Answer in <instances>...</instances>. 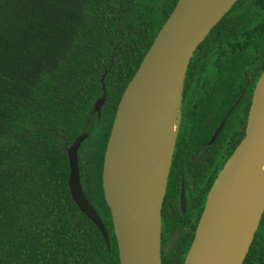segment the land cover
<instances>
[{
    "label": "trees",
    "instance_id": "trees-1",
    "mask_svg": "<svg viewBox=\"0 0 264 264\" xmlns=\"http://www.w3.org/2000/svg\"><path fill=\"white\" fill-rule=\"evenodd\" d=\"M176 1L0 0V264H120L103 153L120 96ZM235 7L211 32L231 24L263 46L264 0ZM83 131L102 138L85 139L78 165L109 248L68 188L66 148ZM175 245L170 264H183L186 247ZM242 264H264V210Z\"/></svg>",
    "mask_w": 264,
    "mask_h": 264
},
{
    "label": "water",
    "instance_id": "water-1",
    "mask_svg": "<svg viewBox=\"0 0 264 264\" xmlns=\"http://www.w3.org/2000/svg\"><path fill=\"white\" fill-rule=\"evenodd\" d=\"M236 1L177 0L123 90L102 168V188L120 264H162L161 207L177 128L166 171L151 197L144 185L146 164L156 133L169 119L176 85L180 87L174 108L178 124L183 79L193 51ZM104 97L105 92L94 104L98 115ZM87 135L80 133L66 148L68 188L73 202L94 223L109 248L107 229L80 180L78 148ZM263 166L264 70L252 95L246 134L211 187L183 264H242L264 210V182L257 185ZM253 205L260 207V213L256 228L247 236Z\"/></svg>",
    "mask_w": 264,
    "mask_h": 264
},
{
    "label": "flooded vegetation",
    "instance_id": "flooded-vegetation-1",
    "mask_svg": "<svg viewBox=\"0 0 264 264\" xmlns=\"http://www.w3.org/2000/svg\"><path fill=\"white\" fill-rule=\"evenodd\" d=\"M232 6L223 16L238 12ZM257 15H251L255 17L252 24L261 18ZM250 18L246 16L243 20ZM230 26L220 25L210 30L193 51L185 71L176 139L161 207L162 264H170L176 240L186 247L185 260L211 187L246 134L252 95L264 70V45L248 39L245 33L238 35V30ZM238 57L244 60L233 65ZM85 139L102 138L88 133Z\"/></svg>",
    "mask_w": 264,
    "mask_h": 264
},
{
    "label": "bare ground",
    "instance_id": "bare-ground-1",
    "mask_svg": "<svg viewBox=\"0 0 264 264\" xmlns=\"http://www.w3.org/2000/svg\"><path fill=\"white\" fill-rule=\"evenodd\" d=\"M179 85L174 86V99L172 107L168 112L169 119L165 121L164 126L156 133L154 139L153 148L149 154V158L146 164V171L144 173V185L147 188V196L156 195L160 180L163 173L166 171L168 157L172 148L176 128H177V117L174 111L179 100ZM264 182V166L261 170L260 177L258 179V186ZM154 195V196H155ZM260 213V207L253 205L250 208V214L247 222V236L256 228L258 217Z\"/></svg>",
    "mask_w": 264,
    "mask_h": 264
},
{
    "label": "rangeland",
    "instance_id": "rangeland-1",
    "mask_svg": "<svg viewBox=\"0 0 264 264\" xmlns=\"http://www.w3.org/2000/svg\"><path fill=\"white\" fill-rule=\"evenodd\" d=\"M105 76V72H104V74L102 75V78ZM178 114H179V111H178Z\"/></svg>",
    "mask_w": 264,
    "mask_h": 264
}]
</instances>
